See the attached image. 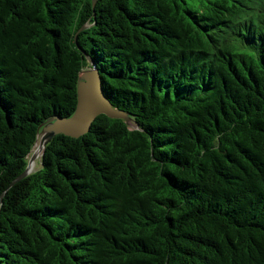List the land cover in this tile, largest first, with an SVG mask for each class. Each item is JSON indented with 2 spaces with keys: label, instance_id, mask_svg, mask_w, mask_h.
Instances as JSON below:
<instances>
[{
  "label": "trees",
  "instance_id": "1",
  "mask_svg": "<svg viewBox=\"0 0 264 264\" xmlns=\"http://www.w3.org/2000/svg\"><path fill=\"white\" fill-rule=\"evenodd\" d=\"M0 264H264V0H0Z\"/></svg>",
  "mask_w": 264,
  "mask_h": 264
},
{
  "label": "water",
  "instance_id": "2",
  "mask_svg": "<svg viewBox=\"0 0 264 264\" xmlns=\"http://www.w3.org/2000/svg\"><path fill=\"white\" fill-rule=\"evenodd\" d=\"M93 3H94V0H93ZM87 62L89 63V69L83 73H80L78 77L77 103H76V107L74 109L73 114L67 118H59V117L48 118L47 120H44L39 125V129L36 134L35 140L38 138L37 136L41 128L44 130L46 127H53L57 125V127L48 134L46 140L40 145L39 148H41L40 150L42 152H43L45 144L57 133L62 132L70 136H79L85 133L89 129L92 120L98 114H105L106 116L112 117V118H120L128 126H129V119L134 123L133 119L129 117L127 113L114 107L109 101V99H107V97L103 93L101 82H100V77L98 74V69L96 68L94 61L91 58H89ZM82 76H83V79H81ZM87 118L89 120L86 125V128L80 133L72 135V134H68L64 132V129L66 127H72L75 130L79 129L84 124ZM53 120L57 122L54 124L51 123V121ZM60 124L62 126H59ZM35 143L36 141L34 142L33 146L35 145ZM31 151H32V148L30 152ZM35 156H36V153L34 152L30 156V159L28 158L27 167L20 177H23L24 175L32 171L31 169H29V165L31 164Z\"/></svg>",
  "mask_w": 264,
  "mask_h": 264
},
{
  "label": "rangeland",
  "instance_id": "3",
  "mask_svg": "<svg viewBox=\"0 0 264 264\" xmlns=\"http://www.w3.org/2000/svg\"><path fill=\"white\" fill-rule=\"evenodd\" d=\"M89 69V67H86V68H84L83 69V71L81 72V73H83V72H85L86 70H88ZM81 79H83V76H82V78ZM88 118L85 120V122H84V124L79 128V129H77V130H75L74 128H72V127H66L65 129H64V132L65 133H68V134H72V135H75V134H78V133H80L81 131H83L85 128H86V125H87V123H88ZM57 121H55V120H53V121H51V123H56ZM129 128H135L136 127V124H135V122L133 123L130 119H129V126H128ZM75 130V131H74ZM41 131H44L42 128H41V130L39 131V133H38V136H39V134H40V132ZM37 136V137H38ZM38 140V138L35 140V141H37ZM35 146V145H34ZM34 146L32 147V151L31 152H29V154H28V158L30 159V156L34 153ZM41 155H42V151L40 150L39 151V153L38 154H36V156L34 157V159H33V161L31 162V170H34V169H36L38 166H39V160H40V157H41Z\"/></svg>",
  "mask_w": 264,
  "mask_h": 264
},
{
  "label": "bare ground",
  "instance_id": "4",
  "mask_svg": "<svg viewBox=\"0 0 264 264\" xmlns=\"http://www.w3.org/2000/svg\"><path fill=\"white\" fill-rule=\"evenodd\" d=\"M107 99H108V98H107ZM59 126H62V125L60 124ZM56 127H57V125H56V126H53V127H46V128L44 129V131H41V132H40V134H39V136H38V140L36 141L35 146H34V152H35L36 154L39 153V151H40V149H41V148H39V147H40V145L46 140L48 134H49L50 132H52ZM59 128H61V127H59ZM29 169H31V164L29 165Z\"/></svg>",
  "mask_w": 264,
  "mask_h": 264
},
{
  "label": "clouds",
  "instance_id": "5",
  "mask_svg": "<svg viewBox=\"0 0 264 264\" xmlns=\"http://www.w3.org/2000/svg\"><path fill=\"white\" fill-rule=\"evenodd\" d=\"M136 127H137V124H136Z\"/></svg>",
  "mask_w": 264,
  "mask_h": 264
}]
</instances>
